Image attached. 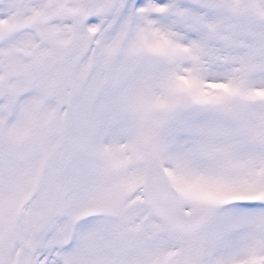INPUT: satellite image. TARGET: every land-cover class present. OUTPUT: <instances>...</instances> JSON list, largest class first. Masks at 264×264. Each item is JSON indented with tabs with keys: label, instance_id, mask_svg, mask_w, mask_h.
Listing matches in <instances>:
<instances>
[{
	"label": "snow or ice",
	"instance_id": "6c2138e0",
	"mask_svg": "<svg viewBox=\"0 0 264 264\" xmlns=\"http://www.w3.org/2000/svg\"><path fill=\"white\" fill-rule=\"evenodd\" d=\"M0 264H264V0H0Z\"/></svg>",
	"mask_w": 264,
	"mask_h": 264
}]
</instances>
